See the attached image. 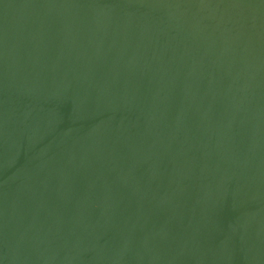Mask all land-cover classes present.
<instances>
[{"label": "water", "instance_id": "water-1", "mask_svg": "<svg viewBox=\"0 0 264 264\" xmlns=\"http://www.w3.org/2000/svg\"><path fill=\"white\" fill-rule=\"evenodd\" d=\"M0 264H264V0H0Z\"/></svg>", "mask_w": 264, "mask_h": 264}]
</instances>
